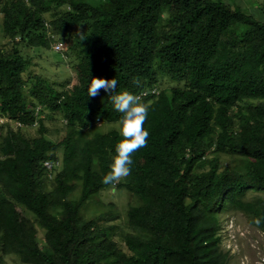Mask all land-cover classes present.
<instances>
[{
  "label": "trees",
  "instance_id": "1",
  "mask_svg": "<svg viewBox=\"0 0 264 264\" xmlns=\"http://www.w3.org/2000/svg\"><path fill=\"white\" fill-rule=\"evenodd\" d=\"M262 8L255 15L226 0H0V264L6 256L22 264H229L219 213L239 211L252 224L264 217V198L246 199L248 190L264 192ZM58 42L76 61L73 83L61 89L33 74L22 54ZM92 78L116 79L112 94L140 95L149 109L147 146L114 185L133 198L131 232L120 235L127 252L107 219L81 214L113 187L101 181L122 139L96 128L121 114L103 90L87 95ZM44 109L64 124L59 142L47 138ZM35 123L40 132L28 138ZM45 160L58 163L51 178Z\"/></svg>",
  "mask_w": 264,
  "mask_h": 264
},
{
  "label": "rangeland",
  "instance_id": "2",
  "mask_svg": "<svg viewBox=\"0 0 264 264\" xmlns=\"http://www.w3.org/2000/svg\"><path fill=\"white\" fill-rule=\"evenodd\" d=\"M227 2H235L246 11L258 15L263 10L264 0H226ZM249 9V10H248ZM5 42L2 31V16L0 14V45ZM60 49L44 50L39 52L37 49H23V56L31 62L30 71L40 76L53 87L61 89V85H70L74 81L75 73L73 65L75 60L69 57L73 53L69 52V57L65 53H60ZM63 52V51H62ZM264 101L263 100H257ZM255 103V102H254ZM41 114L44 126L48 133L47 138L54 142H59L65 136L64 124L60 117L54 115L53 119L50 112L46 109ZM2 123L3 120H0ZM99 133H107L112 130L118 131L116 122L104 124L101 127L96 125ZM40 132L37 124H34L26 130L28 138L37 137ZM222 165L227 163L226 159L221 160ZM116 185V184H115ZM260 196L264 198L262 190H248L246 199L250 200ZM131 194L122 188L116 189L114 186L103 189L95 194L82 208L81 214L84 220L94 217H101L108 220L105 224L109 235L114 238V242L123 251L126 248L123 244L121 234L131 232L127 222V210L132 202ZM220 248L228 254L229 264H264V232L250 222V218L239 211L220 212ZM107 216V217H105ZM109 217V218H108ZM40 238L44 231L38 227ZM117 235V236H116ZM5 264H22L18 258L6 256Z\"/></svg>",
  "mask_w": 264,
  "mask_h": 264
},
{
  "label": "clouds",
  "instance_id": "3",
  "mask_svg": "<svg viewBox=\"0 0 264 264\" xmlns=\"http://www.w3.org/2000/svg\"><path fill=\"white\" fill-rule=\"evenodd\" d=\"M57 45L60 46L59 52L65 53L61 42L54 44L52 50ZM116 87L117 80L114 78H92L90 85L87 87V95L89 97L98 96L101 90L107 93L114 110L121 114L116 124L122 139L115 145L116 155L112 158L109 171L102 177L101 181L105 185L113 186L130 175V165L133 163L132 156L135 152L147 146L149 137V132L144 128L149 109L148 106L141 102L145 98L141 100L140 95H134L128 91L112 94L115 92ZM146 95V92L142 93V96ZM39 109L40 107H37L36 111ZM17 125L20 126V123ZM42 163L45 171L50 173L49 177L51 178L53 169L57 167L55 165L58 163L55 164L51 160H45ZM47 166L52 167L49 169ZM253 223L259 227L264 223V217L255 218Z\"/></svg>",
  "mask_w": 264,
  "mask_h": 264
},
{
  "label": "built area",
  "instance_id": "4",
  "mask_svg": "<svg viewBox=\"0 0 264 264\" xmlns=\"http://www.w3.org/2000/svg\"><path fill=\"white\" fill-rule=\"evenodd\" d=\"M55 48H57V49H59L60 48V46L59 45H57ZM52 166H47V168H51Z\"/></svg>",
  "mask_w": 264,
  "mask_h": 264
}]
</instances>
